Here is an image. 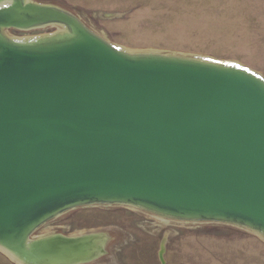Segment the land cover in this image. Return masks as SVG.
<instances>
[{
    "label": "water",
    "instance_id": "water-1",
    "mask_svg": "<svg viewBox=\"0 0 264 264\" xmlns=\"http://www.w3.org/2000/svg\"><path fill=\"white\" fill-rule=\"evenodd\" d=\"M15 6L0 8V28L61 23L72 32L33 46L0 34V244L18 262L94 259L102 235L26 241L43 220L85 203L264 232V83L219 66L127 57L51 8L22 7L68 20L17 25ZM57 242L70 245L58 251Z\"/></svg>",
    "mask_w": 264,
    "mask_h": 264
},
{
    "label": "rangeland",
    "instance_id": "rangeland-1",
    "mask_svg": "<svg viewBox=\"0 0 264 264\" xmlns=\"http://www.w3.org/2000/svg\"><path fill=\"white\" fill-rule=\"evenodd\" d=\"M17 3L58 10L127 57L219 66L264 83V0H0V8ZM65 29L60 23L0 34L33 46L43 34L50 37L44 41L69 37ZM156 212L126 202L85 203L51 215L33 235L105 237L102 251L78 264H162L160 253L164 264H264V232L256 228ZM8 254L0 244V264H18Z\"/></svg>",
    "mask_w": 264,
    "mask_h": 264
},
{
    "label": "bare ground",
    "instance_id": "bare-ground-1",
    "mask_svg": "<svg viewBox=\"0 0 264 264\" xmlns=\"http://www.w3.org/2000/svg\"><path fill=\"white\" fill-rule=\"evenodd\" d=\"M22 7L23 6H21L20 3H17V5L15 7H13V9H16L19 12L21 11V13H22L21 20L18 22L17 25H28V23H32V22H36V21H44V20H48V19L68 20V19L64 18L62 15H60L54 11L42 10V9H33L32 7H25V8H22ZM62 32L66 33V34L70 33L68 30L66 32V29L62 30ZM39 37H41V38H39L40 41H43V42H45L44 41L45 39L50 38V37H48L47 34H43L42 36H39ZM36 40H38V39H34V41H36ZM26 46H29V45H26ZM120 51L123 52V51H129V50L120 47ZM88 204L92 205L93 203H88ZM156 213L161 214L163 216H168L167 214H164L161 212H156ZM257 230L259 232H263L259 229H257ZM65 245H70V244L62 243V242L55 243V247H58V249L56 248L58 251H61V249H63ZM8 253H9L8 256L12 260H14V262H18L10 252H8ZM18 264H21V263L18 262Z\"/></svg>",
    "mask_w": 264,
    "mask_h": 264
},
{
    "label": "crops",
    "instance_id": "crops-1",
    "mask_svg": "<svg viewBox=\"0 0 264 264\" xmlns=\"http://www.w3.org/2000/svg\"><path fill=\"white\" fill-rule=\"evenodd\" d=\"M36 229L32 233L29 234V237L27 238L26 241H28V242L44 241V240H47V239H50V238H55V237H65V238H68V239L75 238V237L63 236L61 234H53V235H50V236H35L33 234L35 233ZM93 241H95V240H93ZM96 241H105V238H103V239L101 238L100 240H96ZM27 248H28V246H27ZM101 251H102V247H101Z\"/></svg>",
    "mask_w": 264,
    "mask_h": 264
},
{
    "label": "flooded vegetation",
    "instance_id": "flooded-vegetation-1",
    "mask_svg": "<svg viewBox=\"0 0 264 264\" xmlns=\"http://www.w3.org/2000/svg\"><path fill=\"white\" fill-rule=\"evenodd\" d=\"M30 5H31V6H34V5H32V4H30ZM25 6H26V5H25ZM36 7H38V6H36ZM3 8H5V7H3ZM47 25L49 26V24H47ZM47 25H46V24H43V25H42V24H41V25L38 24L37 26H40V27H47ZM50 25H52V24H50ZM8 28H11V27H1L0 30L2 31L3 29H8ZM12 28L15 29L16 27H12ZM16 29L18 30V28H16Z\"/></svg>",
    "mask_w": 264,
    "mask_h": 264
}]
</instances>
